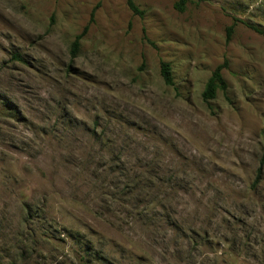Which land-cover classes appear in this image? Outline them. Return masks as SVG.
<instances>
[{
    "label": "rangeland",
    "instance_id": "rangeland-1",
    "mask_svg": "<svg viewBox=\"0 0 264 264\" xmlns=\"http://www.w3.org/2000/svg\"><path fill=\"white\" fill-rule=\"evenodd\" d=\"M133 2L0 0V264H264V0Z\"/></svg>",
    "mask_w": 264,
    "mask_h": 264
},
{
    "label": "trees",
    "instance_id": "trees-1",
    "mask_svg": "<svg viewBox=\"0 0 264 264\" xmlns=\"http://www.w3.org/2000/svg\"><path fill=\"white\" fill-rule=\"evenodd\" d=\"M189 0H178V2H176V4L174 5L175 10H177L178 12H183L186 8V5L188 3ZM200 1V0H198ZM126 6L129 9V11L134 15V16H138V17H142L143 16V12L138 8V6L133 2V0H126ZM245 24V23H244ZM233 26L227 27L226 28V41H229L232 33H233ZM250 29L254 30L255 32H257L258 34H261L264 36V30L258 29L256 27L253 26H249ZM87 30V27H85L82 31V33H80L79 35L75 36L71 47H70V57L73 59L77 56L78 51H79V47H80V41L83 38L85 32ZM224 68L223 66H219L217 67L214 72L211 75V78L209 79L207 85H206V89L202 95V98L205 102H207L208 100L212 99L214 97V93L215 90L219 87L221 90H225L226 89V85L221 77V69ZM160 76L163 80V83L166 86H172V77H171V72H170V68L169 65L167 63H161L160 64ZM264 165V153L260 159V165L258 168V173L257 176H259L260 174V168Z\"/></svg>",
    "mask_w": 264,
    "mask_h": 264
}]
</instances>
